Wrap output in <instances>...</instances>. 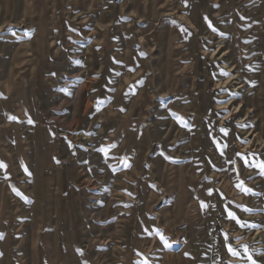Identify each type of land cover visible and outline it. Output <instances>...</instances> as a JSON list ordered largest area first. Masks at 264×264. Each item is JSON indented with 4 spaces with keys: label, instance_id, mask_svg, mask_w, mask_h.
Here are the masks:
<instances>
[{
    "label": "rangeland",
    "instance_id": "rangeland-1",
    "mask_svg": "<svg viewBox=\"0 0 264 264\" xmlns=\"http://www.w3.org/2000/svg\"><path fill=\"white\" fill-rule=\"evenodd\" d=\"M0 162V264H264V0H0Z\"/></svg>",
    "mask_w": 264,
    "mask_h": 264
},
{
    "label": "snow or ice",
    "instance_id": "snow-or-ice-1",
    "mask_svg": "<svg viewBox=\"0 0 264 264\" xmlns=\"http://www.w3.org/2000/svg\"><path fill=\"white\" fill-rule=\"evenodd\" d=\"M10 119H15V117H10ZM2 167H6V166H5L2 162H0V168H2ZM260 167L262 168V170H264V164H261ZM245 191H247V189H245ZM245 210H247V209H245ZM229 215H230L233 219L237 220L238 223H241V222L239 221V219L235 216L234 213H230ZM242 226H243V225H242ZM244 247H245V250L247 251V247H246V246H244ZM229 250L232 252L233 255H239V253L236 252V251H235L234 249H232L231 247H229ZM248 259L251 261V264H256V262H255L254 260H252L251 255L248 256Z\"/></svg>",
    "mask_w": 264,
    "mask_h": 264
}]
</instances>
